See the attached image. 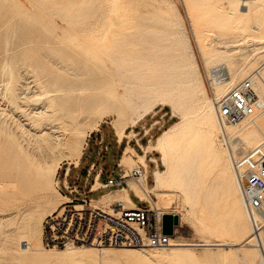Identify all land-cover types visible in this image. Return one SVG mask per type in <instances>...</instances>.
I'll list each match as a JSON object with an SVG mask.
<instances>
[{
	"label": "rangeland",
	"instance_id": "rangeland-1",
	"mask_svg": "<svg viewBox=\"0 0 264 264\" xmlns=\"http://www.w3.org/2000/svg\"><path fill=\"white\" fill-rule=\"evenodd\" d=\"M254 1L258 2V0H252V4H256ZM234 2L244 7L241 0H234ZM172 3L174 5L173 7ZM227 6L228 4L225 0H0V126L2 125V129L0 128V133H2L0 134V264H26L22 258L25 254L20 251L21 255H18L19 251L15 250L18 248L17 245H19V241L15 240H18L19 234L25 231L24 227L29 220L28 216L32 212L37 213V232L40 234L41 222L44 215L55 209L60 202L64 201L56 188V176H50L51 178L46 177L47 180L44 179L45 177L39 178V171L33 160L31 159V162H28L25 159L26 156H23L25 154L20 151L18 152L27 143L29 148L27 156L33 157V153L30 154V152L32 150L34 151L41 139L40 129H50V125L52 124L56 126L60 124V122L53 118H34L36 116H32V108L39 106L44 100V95H38V93L43 91L38 86L49 85V88H51L54 84L67 80L65 77L68 75L61 69L57 70L59 67H55L52 61L53 58L59 59L60 61L67 60L73 63L75 67L77 66V70H87L91 74L89 75L91 78L89 83L93 82L94 84L100 85L103 84V81L100 80L101 78L97 73L99 67L95 64L97 61L91 57V54L95 50V45H118L116 49L124 51H135L144 47L141 55H153L150 47H153L155 43H161L162 45L169 44L170 41L165 39L164 36L171 35L175 27V32L186 30L196 53L197 62L199 63L198 65L203 76L204 87L211 100H214L204 74L205 69L210 68V64L206 60H203L205 57L202 54V43L209 48L210 45L219 46L217 44V40L219 39L226 41L229 46H220L223 48H231V53L237 61V64L232 66L233 69H236L237 65H240L242 61L244 63L251 59L249 66H252V63H254L255 66L252 69L250 66V71L247 74L255 69L259 70V67L264 64V47L258 49V47H261V44H259L260 41L264 39L262 38L264 37V32L258 34L262 40L256 41V45L248 44L247 41L249 38L251 39V36L248 35L247 31H242L241 29L238 32L236 28L239 27L236 25V17L230 14V16L227 15ZM258 8L257 13L251 14L252 19H259L264 22V6ZM176 9H178L177 12ZM171 19L173 21L175 20V22ZM180 19L182 25H180ZM176 22H180V24L177 25L178 23ZM80 37L85 41L79 39ZM235 39L238 41H235ZM91 42L94 44L93 46L90 44ZM199 45H201V48ZM169 51L168 54L172 55L176 50L173 48L171 52ZM256 53H259L257 58H253ZM260 56L262 58H259L261 61L258 59ZM254 59H256L255 62H260H253ZM258 64L260 65L258 66ZM245 76L247 75L239 77V79ZM69 80L71 82L79 81L78 78H70ZM85 84L88 83L85 82ZM22 90L25 92L29 91L28 93L30 95L37 93L33 95L37 99L28 101V104L24 100L21 101L18 99L20 103L16 100L13 101L14 94ZM118 90L122 92L120 86H118ZM212 92L217 96L219 95L214 85H212ZM114 97L112 101L116 103L112 104V106L114 105L113 108L112 106L108 108H106L107 106H101L95 109H84V112L79 118V128L84 131L83 135L80 136L81 147L84 145L88 132L95 129L100 122L103 125L100 130L103 140L100 137H90L89 145L84 151L81 165L78 168L71 167L72 169L67 177V182L69 185L75 183L78 186L77 191L69 193L71 196L77 198L96 196L93 198H99L101 197V191L106 189L85 190L88 182H84L83 173L90 161H94L95 168L99 165L105 168L100 175L101 180L106 179L108 176H116L119 173L120 168L115 165V159L119 157L122 159H119L121 166L125 161L129 163V166H125V168L137 164L134 161L138 159L137 155L133 157L126 153V150L129 149L120 151L118 148L113 147V136L110 132L111 127H114L121 136L124 128H129L133 124L132 119L136 114L145 107H149L150 111L141 120L145 122V126L155 125L150 130L151 135L154 136L153 142L155 143L159 133L180 117V114L174 111L168 103L165 104L161 95H154L146 101L138 100L132 109L125 107L122 101L117 100L123 97L121 93L114 95ZM75 107L78 109L79 105H75ZM105 111L111 113L104 115ZM5 122H8V126L12 125V128L10 126L7 127ZM216 122L218 124L217 119ZM242 124H238L232 131L229 130V132H234L238 127H242ZM204 127L206 128L203 125L198 127L195 135L188 137L187 142H180L179 146H177L180 155V165L188 167L187 170L192 175H196L197 170L191 168V166L198 165L197 167H200L209 161L197 157V153L199 152V155H201L205 149V144L202 141V136L205 131ZM10 129L13 130L11 132L13 136L8 132L11 131ZM25 129H28L27 140H25ZM246 129L244 128V130ZM2 130H4V133ZM6 130H8V134ZM14 131L16 132V136L13 133ZM213 131L216 132L218 137H215L213 140V148L221 151L227 157L226 152H231V149L228 150L229 147L225 145L224 140L220 137V130L216 131L213 129ZM6 139H11L9 140V144L6 143L8 141ZM15 140L19 142V148L17 146L18 142H15ZM99 141L100 143H98ZM10 142H14V145ZM99 144L101 146L105 144L106 148L103 149ZM2 145L4 148L3 152L1 151ZM97 150H100V153L97 154ZM70 151V149L57 151L58 155L60 154L58 160L59 165L62 162L66 164L67 161H74L69 157ZM158 152L160 153L159 149ZM20 156H23V160H20ZM162 164H160V167L164 169V164ZM30 165L32 167L35 165L34 170H32L33 168ZM76 171L78 172L77 177L75 176ZM62 173L63 168H60L58 172L60 181ZM178 176L179 181L185 178L181 169H178ZM16 178L18 187L21 186V188H15L17 186L15 184L16 182H14ZM41 179L44 180L42 181ZM9 183L11 186H9ZM54 185L55 187L53 189ZM163 190L166 196L171 195L174 199L171 205L164 208L161 206L160 209L168 212L179 211L182 214V219L175 225L174 238L177 236L188 242L218 240L223 242L232 240L240 242L243 240V236L241 237L234 232L235 227H237V223L234 221L232 222V225H234V229H232L233 233H207L199 231L197 226L202 223L199 218L202 214L199 213L200 211L198 209H194L195 211L191 212L190 200L194 194L188 185H182V187L171 185L165 187ZM7 192L10 193L8 194ZM12 192L16 193L13 194ZM183 198L184 200H182ZM155 200H158V196ZM100 204L104 205L106 202ZM3 231H7L9 236H4ZM86 247H79V252H70L66 249H43L44 251L40 250L38 253L43 257L53 260L47 264H222L220 256L225 252L223 249L224 246L212 248L202 246H164L165 248H153L145 246L141 247L138 251L133 250V248L140 247L112 246L104 250L105 254L103 252L100 253L98 249H90L87 252L89 254L91 253L92 258L91 256L86 258L84 257ZM31 253L32 251H28L26 254ZM93 258L96 259L94 260ZM237 264L243 263L239 261Z\"/></svg>",
	"mask_w": 264,
	"mask_h": 264
},
{
	"label": "bare ground",
	"instance_id": "bare-ground-1",
	"mask_svg": "<svg viewBox=\"0 0 264 264\" xmlns=\"http://www.w3.org/2000/svg\"><path fill=\"white\" fill-rule=\"evenodd\" d=\"M225 2L228 4L227 15L228 16L234 15L233 17H236L237 20L236 25L239 27L236 28L238 29V32L241 29L242 31H247L248 35L251 36V39L249 38L247 43L256 45L255 44L256 41L262 40L261 37L258 36V34L264 32V22L259 19L256 20L252 19L251 14L257 13V10L259 9L258 7L264 6V0H258V2L254 1L256 4H252V0H241V3L244 7L237 5L234 2V0H225ZM173 6L174 5L172 3V7ZM177 11L178 9H176V12ZM258 14L260 13L258 12ZM173 22H175V20ZM180 22L179 23L176 22L178 23L177 25L179 24L182 25L181 19ZM174 30H176L175 27ZM174 30L171 32V35L164 36L165 39L170 41L169 44L162 45L161 43L158 44L155 43L153 47H150V50L153 52V55L152 54L147 56L141 55V51L144 50V47L135 51H124V50L116 49L118 45L115 46H109L105 44L98 46L95 45V50L91 54V57L97 61L95 64L99 67V71L97 73L98 76L101 78L100 80L103 81V84L100 85L94 84L93 82L89 83V81H91L89 75L91 74L87 70H77L76 68L77 66L75 67L73 63L68 62L66 59H65L66 61H60L59 59L53 58L52 61L55 67H59V69L57 70L61 69L65 72L66 75H68L67 77H65L67 80L62 81L60 83H56L51 88H49V85L38 86L39 89L43 90L41 93H38V95L39 94H42L41 96L44 95V98L42 97L44 100L37 107L33 105L34 108H32V116L33 117L36 116L34 118H39V117L42 118L45 117L47 119L53 118L54 120L60 122V124L57 126L52 124L50 125V129H46V128L40 129L41 139L39 140L37 147H35L34 151L32 150V152H30V154L33 153L32 154L33 157L27 156V153L29 152L27 143H25V146L22 147V150L21 148L20 150L18 149L17 150L18 152L20 151L23 154H25L22 155L26 156V158L25 157L24 158L28 162L32 159L35 165H37V170L39 171V178L45 177L44 179H46V177L49 178L50 176L52 177L56 176V171L59 166L58 160L60 155V154L58 155L57 151H62L63 149H70L71 151L69 157L70 159L74 160L73 161L74 163H77L78 157L83 147V146L81 147L80 136L83 135L84 131L79 128V118L84 112V109H90V108L95 109L101 106L104 107L107 106L106 108H108L109 106H112V104L116 103L115 101H112V98H115L116 96L114 97V95L119 93H121V96L123 97L117 100L122 101L125 107H129L131 109L134 108L138 100L146 101L154 95L157 96L161 95L163 97L162 98L163 101H165V104L168 103L174 111H177L180 114L178 120L170 124L167 128H165L163 131L159 133V136L157 137V140L154 144L155 148H158L160 150V154H161L160 159L163 162L165 168L160 170L158 169L155 170L154 180L151 185L146 184L144 178L145 177L144 172L140 175V177L137 180H134L133 178H129L128 185L130 183L133 189L135 190V192L137 193V195H139L140 197L148 198L149 206L151 209H154L159 214L158 218H161L160 214L166 212V210H161L160 207L162 206L164 208L171 205L174 199V197H172L171 195L166 196L165 195L166 193L163 189L171 185L175 187H182V185L185 186L188 185L194 194L193 195L194 197L192 196L190 200L191 212H194L195 211L194 209H198L200 211L198 212L202 214L199 217L202 223L199 226H197V229L201 232H207V233H225V234L231 233L232 229H234V225H232V222L234 221L235 223H237V227H235L234 232L241 237L243 236V240L240 242L233 241L232 239H231L232 241H228V242L227 241L223 242L219 240L188 242V241H184L183 239H180L177 236L175 238L173 237L175 233V225H174L173 226L174 232L173 234L169 235V242L167 244L161 246L150 245L147 247L165 248L164 246H169V247L202 246V247L212 248L216 246H224L223 249L225 250V252L223 253L222 256H220V260L222 264H237L239 261L242 262L243 264H258L259 262L258 250L251 243V240L249 239L250 225L247 219L248 215L245 209L242 192H241V179L239 177L238 170L234 168L233 164L231 163V160L233 156H237L241 152L246 151L245 149H248L249 147H252L253 145H256L260 142L264 143V106L261 107L260 109H256L251 114H247L243 116L238 121L229 122L224 119H219L217 115L214 113L215 112L214 100H211L204 87L203 76L200 67L198 65L199 63L197 62L196 53L193 49L191 40L188 34L186 33V30H181L180 32L177 31L175 32ZM79 39L85 41L81 37ZM235 41L238 40L235 39ZM90 44L92 46L94 45L92 42ZM217 44H219V46L208 45L209 48H207L206 45L202 43V51H203L202 54L204 55L203 57H205V59L203 58L202 59L206 60V62L210 64V68L205 69L204 74H205V78L207 75H209V77L206 78V82L209 86V89L211 90V95L213 96V99L214 97H219L225 94L226 91L234 83H236L238 80L241 79V78L239 79V77L247 75L251 79L250 82L252 87L254 88V91L258 94L260 100L263 102L264 105V64L259 67V70L255 69L254 71H251V73L248 74L247 72L250 71L249 67L251 65L249 66V63L251 59H249L247 62L244 63H242L243 62L242 61L241 62L242 64L239 62L240 65H237V68L233 69L232 66L236 65L237 61L235 60V57L231 53V48L229 47L223 48L222 46H220V45L223 46L228 45L226 41H222L220 39L217 40ZM259 44H261V47H258V49L263 48L264 39L260 41ZM199 46L201 48V45ZM173 48H175L176 51L172 55H169L168 51L170 50L169 52H171V49L173 50ZM258 54L259 53H256L253 56V58L255 57L257 58ZM259 58L262 59L261 56L258 57V59ZM255 61L256 59H254L253 62ZM252 64L253 65L251 66V69L253 68V66H255L254 63ZM260 64H258V66ZM221 68L224 69V72L222 73L218 72ZM231 68L233 69V71ZM47 71L50 72L49 70ZM63 71L61 72L63 73ZM70 78H74V79L78 78L79 81L77 80L78 82H71V80H69ZM85 82L88 84H85ZM212 85H214L217 93L219 94L218 96L212 92ZM118 86L122 88V92L118 90ZM28 92L22 90L19 93L14 94L13 101L16 100L18 103H20L19 100L21 101L24 100L25 102L27 101L28 104V101L37 99V97H33V95H36L37 93H33L32 95H30ZM75 105H79V108L77 109ZM149 111L150 108L145 107L142 111L137 113L136 116L132 119L133 124L139 119H141ZM110 113L111 112L105 111L104 115H109ZM215 116L218 121V124L216 122ZM7 123L5 122V124ZM240 123H243L242 127L240 128L238 127V129L234 130V132H229V130L232 131L233 128ZM201 125L206 126V128L204 127L205 131L202 136V141L205 144V149L204 151H202L203 154L201 155H199L198 152L197 157L209 161L207 164L201 165L200 167H197L198 165L191 166V168L197 170L196 175H192L189 172V170H187L188 167H184L180 165V161H179L180 155L177 146H179L180 142H187L188 137L195 135L197 133L198 127H200ZM1 126L0 128L2 129ZM9 126L7 124V127ZM244 128L247 129L244 130ZM144 129H146L145 126H143V130ZM213 129L216 131L220 130V135H221L220 137L224 140L225 145L229 147L228 150L231 149V152L225 151L227 157L221 151L213 148L212 146L213 140L215 137H217L216 132H214ZM8 130H6V132ZM10 130L11 131L8 132H10L11 136H13L11 133L13 130L12 129ZM2 131L4 133V130ZM15 131L13 133L16 136ZM24 132H25V140H27L28 129H25ZM9 138L12 139V137L10 136ZM11 139H6L8 140L6 143L9 144V140ZM16 141L17 140H15V142ZM11 144L14 145V142ZM18 144L19 142L17 143V146ZM3 149L4 148L2 145V150H1L2 152ZM228 153H230L229 156L231 157L228 156ZM23 156L19 157L20 160H23ZM137 157L142 162V164L145 165L143 155L139 154L137 155ZM30 166L32 167V165ZM34 166L32 167L33 168L32 170H34ZM24 168L26 169V167ZM178 169H181L185 176V178L181 181H179ZM16 180L17 178L14 181L16 182L15 184H17L15 188L18 187V183ZM94 183H96V180ZM9 186H11L10 183ZM12 187L14 186L12 185ZM54 187L55 185L53 186V189ZM18 188H21V186ZM56 188L59 191L57 187V180H56ZM13 190L15 189L13 188ZM148 191H155L158 196V200L154 199L151 202L149 198H151L152 200L153 198H156V195L154 197H150L148 195ZM122 192L125 194V197L123 199H125L128 202L127 204L131 205V201L126 194V190L123 189ZM58 193L62 196L61 198H63V200L71 196L69 195V193L67 196L65 195L66 197L63 194H61L60 191ZM106 200H107V196H103L99 199L96 198V200L94 201H93V197L90 198L91 203L94 204H100L102 202L105 203ZM182 200H184V198ZM173 212L178 214V221H180L182 219L181 212L179 211H173ZM28 217L29 220L28 222H26L24 227L25 231L22 234H19L17 238L18 240H15V241H19V245H17L18 248L15 250L19 251L18 255H21L20 251H22L25 254L23 255L22 258L26 264H47L52 262L53 260H51L50 258L43 257L38 253V251L43 249H48V250L66 249L70 252H74V251L79 252L78 249L79 247L87 246L85 249L86 251L83 250L85 251L84 257L87 258L91 256L92 258V255H90L91 253L90 254L88 253L90 249H98L100 253L101 252L104 253V250L107 247H112V246H95L90 243L74 244L65 247H45L41 243V238H40L41 234H38L37 232L38 231L37 213L32 212ZM3 235L4 236L8 235V232L3 231ZM130 247H140V248H133V250L138 251L141 249V247H145V246H130ZM28 251H32V253L26 254Z\"/></svg>",
	"mask_w": 264,
	"mask_h": 264
},
{
	"label": "built area",
	"instance_id": "built-area-1",
	"mask_svg": "<svg viewBox=\"0 0 264 264\" xmlns=\"http://www.w3.org/2000/svg\"><path fill=\"white\" fill-rule=\"evenodd\" d=\"M218 72L222 73L224 69ZM250 80L249 76H245L225 94L214 97L215 114L219 119L238 121L264 106ZM141 127L143 129V125ZM263 145L262 142L253 145L231 160L241 179L242 197L250 223L249 239L258 250V264H264ZM101 147L105 149L106 145ZM96 153H100V150ZM67 170L65 166L64 178ZM143 172L144 165L138 162L133 167L123 169L119 175L107 177L96 187H121L127 185V179L137 180ZM65 190L68 193L76 191L75 183L66 185ZM90 198L69 196L46 213L41 222L42 245L65 247L90 243L95 246H161L169 242L171 234L161 231V218L150 208L149 201L146 205H126L122 199L111 198L102 205L91 203Z\"/></svg>",
	"mask_w": 264,
	"mask_h": 264
},
{
	"label": "crops",
	"instance_id": "crops-1",
	"mask_svg": "<svg viewBox=\"0 0 264 264\" xmlns=\"http://www.w3.org/2000/svg\"><path fill=\"white\" fill-rule=\"evenodd\" d=\"M142 121L143 120L139 119L134 124L130 125L129 128H124V132L122 133L121 136L119 135L118 131L116 129H114V127H111L112 129L110 130V132L113 136V143H114L113 147L118 148L120 151L123 149H129L130 148L129 150H126V153L130 154L133 157H135L134 155H139V154L143 155V159L145 161V165H144L145 182H146V184L151 185L153 183V180H154L155 170L156 169L160 170L162 168V167H160V164H162V161L160 159V153L158 152V149L155 148V145H154L155 143L153 142L154 136H152L150 133V130L155 125L145 126V122H142ZM142 125L145 126L146 129L143 130L141 127ZM102 126L103 125L100 122L95 129H93L92 131L90 130L88 132L86 139H85V142H84V145H83L82 150L80 152V155L78 157L77 163H74L72 161H67L66 164H63V162H62L58 166L57 171H56L57 187H58L59 191L64 194V196L68 195V192L65 190V186L69 185V183L67 182V177L69 175L70 170L72 169L71 167L78 168L81 165L83 155H84V151L87 148V146L89 145L90 137H96V138L100 137L101 140H103V137H102L101 132H100ZM148 135H150V136L148 137ZM116 148H115V150H116ZM119 159H121V158L119 157V158L115 159V165L120 168V171L117 175H119L121 173V171L125 168V166H129L128 165L129 163L127 161L123 162L122 163L123 165L121 166L120 165L121 161H119ZM135 161H136V163L140 162L139 159H136ZM65 166L68 169L67 170L68 173H67L66 178L63 177V173H62L61 181H60L58 178V172H59L60 168H64ZM104 170H105V168L102 165H99L95 168L94 161H90L88 163V166L85 168V171L83 173L84 182H88V185L85 188L86 191H91V190H95L98 188H106L103 191H101V193H100L101 197L107 196L106 203H108L111 198H118V199L124 200L126 205H129V204H127L128 202L125 199H123L125 197V194L122 191H123V189H125L126 194L131 201V205H146L148 198H142L139 195H137V193L135 192V190L133 189L131 184L129 183V185H128V179H127V185L124 184L121 187L120 186L96 187L97 183L99 184L100 182L103 181L100 179V175ZM77 175H78V172L76 171L75 176L77 177ZM90 176H91V179H90ZM95 180H96V183H94ZM75 188L77 191L78 186L76 184H75ZM148 195L150 197H154L156 195V193L154 191H148ZM90 197H96V196H90ZM101 197H99V198H101ZM99 198H97V199H99ZM156 198H157V195H156ZM156 198H153L152 200H151V198H149V199L152 202ZM94 200H96V198H93V201Z\"/></svg>",
	"mask_w": 264,
	"mask_h": 264
},
{
	"label": "water",
	"instance_id": "water-1",
	"mask_svg": "<svg viewBox=\"0 0 264 264\" xmlns=\"http://www.w3.org/2000/svg\"><path fill=\"white\" fill-rule=\"evenodd\" d=\"M178 223V214L175 212H163L161 214V231L164 233H173V226Z\"/></svg>",
	"mask_w": 264,
	"mask_h": 264
}]
</instances>
